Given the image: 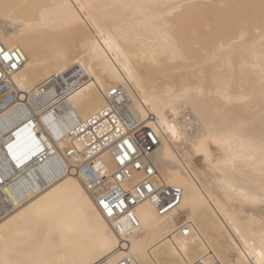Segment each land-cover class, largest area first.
<instances>
[{
    "label": "bare ground",
    "instance_id": "1",
    "mask_svg": "<svg viewBox=\"0 0 264 264\" xmlns=\"http://www.w3.org/2000/svg\"><path fill=\"white\" fill-rule=\"evenodd\" d=\"M0 38L26 56L13 76L21 101L0 113V166L13 176L2 186L11 205L0 217V264H94L125 253L136 264H264V0H0ZM66 72L87 77L63 106L74 121L125 87L138 117H154L159 177L182 188L170 212L148 199L136 206L129 250L116 252L119 236L77 157L46 178L48 163L10 158L23 155L24 129L11 153L2 142L19 123L16 109L47 105L37 85ZM49 118L54 150L82 148Z\"/></svg>",
    "mask_w": 264,
    "mask_h": 264
},
{
    "label": "built area",
    "instance_id": "2",
    "mask_svg": "<svg viewBox=\"0 0 264 264\" xmlns=\"http://www.w3.org/2000/svg\"><path fill=\"white\" fill-rule=\"evenodd\" d=\"M0 47L5 51L19 53L20 59L5 61L0 57V113L7 107L19 103L22 91L14 81V73L26 63L25 53L19 47H8L0 38ZM15 64L16 67L10 65ZM75 72L52 75L37 85V96L46 99L45 107H25L16 109L15 115L19 123L14 130L2 136L5 148L10 150L12 136L20 130L27 135L28 144L22 148V157L10 155L17 163H28L37 158L38 164L48 163L47 172L43 177L51 178L68 171L67 157L79 159L77 174L90 193L98 209L105 215L112 229L117 233L120 244L118 251L129 250V234L139 227L135 214L136 206L143 200H151L161 214L176 209L182 199V188L169 185L158 175V169L153 159V153L160 144V136L148 124L153 120L152 114L140 119L134 108L128 91L123 86H115L104 92L106 103L96 113L86 120L74 121L76 112L65 109L68 97L81 87L85 76L74 78ZM56 114L61 125L68 129L66 136L83 143L82 148L68 149L67 154L54 150L44 136L46 127L50 124L49 115ZM132 145V148L128 147ZM135 149V151H133ZM9 153V154H10ZM108 156L115 163L113 171L107 166ZM124 156L123 163L120 157ZM6 158V157H5ZM10 161V160H9ZM8 164V162H7ZM9 165V164H8ZM11 169L0 166V217L5 208L11 205L3 198L5 183L12 181L7 175ZM12 171V170H11ZM15 198H21L22 193L14 188ZM104 201L112 209L109 215L103 207ZM123 202L122 208L116 204ZM181 233H190L189 225H180ZM94 264H136L133 256L125 253L116 259L103 257Z\"/></svg>",
    "mask_w": 264,
    "mask_h": 264
},
{
    "label": "snow or ice",
    "instance_id": "3",
    "mask_svg": "<svg viewBox=\"0 0 264 264\" xmlns=\"http://www.w3.org/2000/svg\"><path fill=\"white\" fill-rule=\"evenodd\" d=\"M0 57L3 58V60L5 61H10L13 60V58L15 57L16 60L20 59V55L19 53H13L10 50L9 51H5L4 48L0 47ZM11 67H16V65L13 63L12 65H10ZM129 148H132L131 144H128ZM133 151H135V149H133ZM125 157L122 156L120 157V162L123 163ZM101 203L103 204V207L107 210L109 215H112V209L109 207V205L107 203H105L103 200L101 201ZM123 206V202L121 201L120 203L116 204L117 208H122Z\"/></svg>",
    "mask_w": 264,
    "mask_h": 264
},
{
    "label": "rangeland",
    "instance_id": "4",
    "mask_svg": "<svg viewBox=\"0 0 264 264\" xmlns=\"http://www.w3.org/2000/svg\"><path fill=\"white\" fill-rule=\"evenodd\" d=\"M167 55L163 56V58H166ZM87 78V77H86Z\"/></svg>",
    "mask_w": 264,
    "mask_h": 264
}]
</instances>
